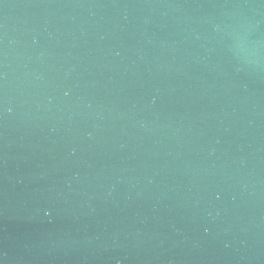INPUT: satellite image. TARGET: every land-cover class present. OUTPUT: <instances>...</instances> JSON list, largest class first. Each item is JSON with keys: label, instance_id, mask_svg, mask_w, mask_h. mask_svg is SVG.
I'll return each mask as SVG.
<instances>
[{"label": "water", "instance_id": "obj_1", "mask_svg": "<svg viewBox=\"0 0 264 264\" xmlns=\"http://www.w3.org/2000/svg\"><path fill=\"white\" fill-rule=\"evenodd\" d=\"M0 264H264V0H0Z\"/></svg>", "mask_w": 264, "mask_h": 264}]
</instances>
